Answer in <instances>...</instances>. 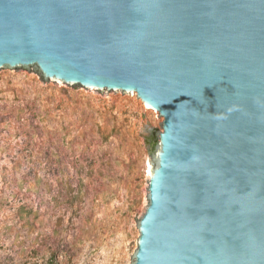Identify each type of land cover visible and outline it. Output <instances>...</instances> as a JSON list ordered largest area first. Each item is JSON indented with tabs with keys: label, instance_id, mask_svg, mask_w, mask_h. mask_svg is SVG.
<instances>
[{
	"label": "water",
	"instance_id": "obj_1",
	"mask_svg": "<svg viewBox=\"0 0 264 264\" xmlns=\"http://www.w3.org/2000/svg\"><path fill=\"white\" fill-rule=\"evenodd\" d=\"M163 116L133 264H264V0H0V75Z\"/></svg>",
	"mask_w": 264,
	"mask_h": 264
},
{
	"label": "rangeland",
	"instance_id": "obj_2",
	"mask_svg": "<svg viewBox=\"0 0 264 264\" xmlns=\"http://www.w3.org/2000/svg\"><path fill=\"white\" fill-rule=\"evenodd\" d=\"M163 120L128 93L0 75V264H133Z\"/></svg>",
	"mask_w": 264,
	"mask_h": 264
}]
</instances>
